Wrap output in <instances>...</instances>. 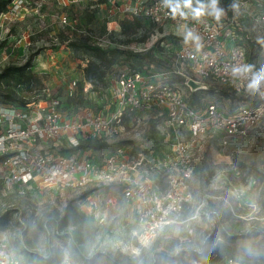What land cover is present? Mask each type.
I'll return each mask as SVG.
<instances>
[{
  "label": "rangeland",
  "instance_id": "374dc122",
  "mask_svg": "<svg viewBox=\"0 0 264 264\" xmlns=\"http://www.w3.org/2000/svg\"><path fill=\"white\" fill-rule=\"evenodd\" d=\"M138 1L147 0H0V7L8 2L4 11H14L0 18V105L20 107L22 101L56 98L69 115L86 108L105 112L111 109L112 81L121 71L139 67L161 82L181 87L200 108L215 103L231 114L254 106L250 97L192 73L188 76L205 88L189 89L178 73V67L187 66H179L173 54L183 39L172 25L157 27L147 21L124 34L123 23H133ZM233 2L238 5L235 10L228 7ZM221 6L226 11L219 21L228 24L235 19L237 42L246 49L248 64L253 69L264 66V46L259 45L264 39V0H229ZM82 42L105 50L151 51L160 62L150 66L148 60L141 65L99 59L80 49ZM27 65L24 72L2 74ZM96 66L105 72L104 82L88 79L87 67ZM75 80L76 94L69 97L67 89ZM159 114L148 113L146 125L127 141L135 150L170 155L176 135ZM5 177L0 166V234L12 253L26 262L189 264L194 257H206L207 264H222V258L231 257L264 264V118L247 136L227 146L220 137L206 143L196 159L188 187L191 197L182 212L174 223L148 237L136 205L119 201L110 207L105 191L95 196L89 191L18 186ZM65 212L72 217L68 226L61 222Z\"/></svg>",
  "mask_w": 264,
  "mask_h": 264
},
{
  "label": "built area",
  "instance_id": "2783aa9c",
  "mask_svg": "<svg viewBox=\"0 0 264 264\" xmlns=\"http://www.w3.org/2000/svg\"><path fill=\"white\" fill-rule=\"evenodd\" d=\"M228 1L220 0V5ZM12 12V8L3 11L0 18L7 19ZM166 12L160 0H147L138 1L132 15L157 27L172 25L179 30L187 23L194 28L200 48L182 40L173 53L179 66H187L178 67L184 84L198 91L189 86L192 73L250 97L254 106L231 114L215 103L200 108L186 98L181 87L159 81L155 73L131 69L121 71L112 81L111 109L105 112L86 108L69 115L56 98L25 107L0 105V166L6 170L8 184L89 191L95 196L105 191L104 201L110 207L119 201L136 205L146 237L175 222L191 197L189 183L206 143L220 137L221 144L227 146L232 139L247 136L264 118V98L247 92V79L234 80L229 74L232 66L248 64L246 49L237 42L235 19L228 24L208 16L199 22L191 18L182 21L173 20ZM77 86L76 80L70 84L69 97L76 94ZM153 111L163 116L165 127L176 135L170 155L135 150L127 143ZM87 139L117 145L106 151H72ZM3 237L0 234V264H33L12 253ZM208 260L194 257L189 264H207ZM221 262L252 264L231 257Z\"/></svg>",
  "mask_w": 264,
  "mask_h": 264
},
{
  "label": "clouds",
  "instance_id": "9594fccd",
  "mask_svg": "<svg viewBox=\"0 0 264 264\" xmlns=\"http://www.w3.org/2000/svg\"><path fill=\"white\" fill-rule=\"evenodd\" d=\"M161 7L166 9V14L173 20L179 18L182 21L191 20L199 22L201 18L210 16L219 21L225 15V8L220 5V0H160ZM231 9H237L236 3L228 5ZM185 44L194 43L197 49L200 48V37L187 23L179 26ZM254 66L244 64L232 66L228 71L234 80L247 79L246 90L249 94H259L264 98V66L253 70Z\"/></svg>",
  "mask_w": 264,
  "mask_h": 264
},
{
  "label": "trees",
  "instance_id": "16d2710c",
  "mask_svg": "<svg viewBox=\"0 0 264 264\" xmlns=\"http://www.w3.org/2000/svg\"><path fill=\"white\" fill-rule=\"evenodd\" d=\"M10 2V1H8ZM5 3L4 5H2L0 7V12H3L4 7L8 4ZM3 10V11H2ZM133 23H129L128 21L123 23V33L128 35L129 32L131 31L133 25H135L136 27L141 26V24H145L147 20L143 19V18H138V17H134L133 19H131ZM135 23V24H134ZM152 25V24H150ZM134 26V27H135ZM148 37L145 36L143 39H141V42H145L146 39ZM260 47L264 46V39L259 42ZM80 49H84L87 53L92 54L97 56L99 59H106V58H113V60L118 61L119 59H125L127 61L136 63V64H141L147 62L146 60H148V65L151 66V64L154 63H159L160 61L158 59H156L154 57V55H152L151 51H146V52H134V51H130V50H124V49H111V50H105L99 46H95V45H91L87 42H82L80 43ZM29 68V65L24 66V67H10L4 70V72L2 73L3 76L7 73L12 72H24L25 70H27ZM147 68V67H146ZM150 68V67H149ZM131 70L134 71H142L144 69H140L139 67H134L131 68ZM86 73H87V77L90 80H99L101 82H104V78H105V72L101 71L99 67H87L86 69ZM183 79V83H185V78ZM22 105H20L21 107H25L27 103H25L24 101H22L21 103ZM117 144H108V143H103V142H99L97 140H93V139H87V140H82L80 142V145L75 148L72 149V151H79V150H92V151H106V150H110L112 148H114ZM68 212V211H66ZM63 215V217L61 218V222L62 224H64V226H68L69 224H71V220L72 217L70 218V214L66 213Z\"/></svg>",
  "mask_w": 264,
  "mask_h": 264
},
{
  "label": "water",
  "instance_id": "95a60500",
  "mask_svg": "<svg viewBox=\"0 0 264 264\" xmlns=\"http://www.w3.org/2000/svg\"><path fill=\"white\" fill-rule=\"evenodd\" d=\"M189 86H191L193 89H199L201 87V85L195 82L194 80L189 81Z\"/></svg>",
  "mask_w": 264,
  "mask_h": 264
},
{
  "label": "bare ground",
  "instance_id": "6f19581e",
  "mask_svg": "<svg viewBox=\"0 0 264 264\" xmlns=\"http://www.w3.org/2000/svg\"><path fill=\"white\" fill-rule=\"evenodd\" d=\"M204 87L203 86H201L198 90H200V89H203Z\"/></svg>",
  "mask_w": 264,
  "mask_h": 264
}]
</instances>
